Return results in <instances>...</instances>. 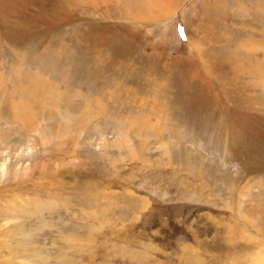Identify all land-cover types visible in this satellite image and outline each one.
<instances>
[{
  "label": "rangeland",
  "instance_id": "obj_1",
  "mask_svg": "<svg viewBox=\"0 0 264 264\" xmlns=\"http://www.w3.org/2000/svg\"><path fill=\"white\" fill-rule=\"evenodd\" d=\"M0 91V264H264V0H0Z\"/></svg>",
  "mask_w": 264,
  "mask_h": 264
},
{
  "label": "bare ground",
  "instance_id": "obj_2",
  "mask_svg": "<svg viewBox=\"0 0 264 264\" xmlns=\"http://www.w3.org/2000/svg\"><path fill=\"white\" fill-rule=\"evenodd\" d=\"M7 91H0V103L2 102V95L4 94V93H6ZM12 92H14V93H17L18 95H20L21 97H23L22 98V103L20 102V104H18L19 106V109L22 111V114L23 115H21L20 117H26L28 120H29V117H30V119H32V116L34 117V113H32V111L31 110H29V108L31 107V106H29V101L27 102V98L26 97H28L27 96V92H29V91H12ZM32 92V94H34V95H39L40 93H43V92H40V91H31ZM8 95H9V93H8ZM7 95V96H8ZM44 100V99H43ZM42 100V101H43ZM32 101V99L30 100V102ZM48 101V100H47ZM4 104V103H3ZM54 104V103H53ZM12 106H13V104H12ZM44 106V105H43ZM17 107V106H16ZM0 108H1V106H0ZM14 109V108H13ZM17 109V108H16ZM9 110V109H8ZM15 110V109H14ZM10 111V110H9ZM9 111H7L8 113H9ZM35 111V110H34ZM8 116V115H7ZM18 117V116H17ZM19 117V118H20ZM27 122V121H26ZM22 123V122H21ZM14 130H15V128H14ZM4 135V134H3ZM1 137H2V134H1V131H0V139H1ZM1 143V142H0ZM1 148V147H0ZM15 155V154H14ZM95 229V228H94Z\"/></svg>",
  "mask_w": 264,
  "mask_h": 264
}]
</instances>
